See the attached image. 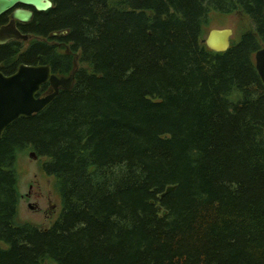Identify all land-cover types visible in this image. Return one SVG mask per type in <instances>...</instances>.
I'll return each instance as SVG.
<instances>
[{
	"label": "trees",
	"instance_id": "obj_1",
	"mask_svg": "<svg viewBox=\"0 0 264 264\" xmlns=\"http://www.w3.org/2000/svg\"><path fill=\"white\" fill-rule=\"evenodd\" d=\"M51 1L33 28L63 35L18 59L74 82L0 139V264H264V0ZM236 12L212 52L210 15ZM31 152L61 203L46 230L17 219Z\"/></svg>",
	"mask_w": 264,
	"mask_h": 264
},
{
	"label": "water",
	"instance_id": "obj_2",
	"mask_svg": "<svg viewBox=\"0 0 264 264\" xmlns=\"http://www.w3.org/2000/svg\"><path fill=\"white\" fill-rule=\"evenodd\" d=\"M17 5L32 6L37 11H48L52 8L50 0H0V15L13 10V20L19 22H29L32 13L22 9H16ZM10 28L0 29V36L6 35L14 39L27 40V36H22L16 31L13 25ZM233 32L229 28L211 29L203 41L206 47L215 53L226 52L231 43ZM5 40H1L0 44ZM255 68L264 87V46L255 54ZM73 72L70 76H59L52 73L50 66H26L20 65L17 71L4 76L0 73V139L5 130L20 118H31L35 114L44 111L59 95L60 90H69L74 82ZM49 83L52 92L43 97L38 93L41 87ZM29 158L36 159V155L31 152ZM173 188H168L170 192Z\"/></svg>",
	"mask_w": 264,
	"mask_h": 264
},
{
	"label": "rangeland",
	"instance_id": "obj_3",
	"mask_svg": "<svg viewBox=\"0 0 264 264\" xmlns=\"http://www.w3.org/2000/svg\"><path fill=\"white\" fill-rule=\"evenodd\" d=\"M246 23L247 20H242L238 12L228 15L213 14L210 15L209 29L229 28L233 32L231 41L235 42L241 35L240 28H244ZM28 155L29 153L20 156L17 165L18 190L21 196L17 219L19 224L46 230L58 218L61 203L53 189V178L40 169L38 157L32 159Z\"/></svg>",
	"mask_w": 264,
	"mask_h": 264
},
{
	"label": "flooded vegetation",
	"instance_id": "obj_4",
	"mask_svg": "<svg viewBox=\"0 0 264 264\" xmlns=\"http://www.w3.org/2000/svg\"><path fill=\"white\" fill-rule=\"evenodd\" d=\"M52 7H53V2H52ZM15 8L16 9H22L24 11H28V12L32 13V16H31V19L29 22L23 23V22H19L17 20H13V23H12V16L11 15H12L13 10L5 12V13L0 15V29L6 28L8 30L10 28L11 23H12V25L16 31H18L22 36H27V40L14 39V38H10L9 36H6V35L0 36L1 40H5L4 43L0 44V50H7L9 52L8 57L0 59V73H2L4 76H10V75L14 74L20 65H26V66H38L39 65V64L38 65L37 64L36 65L26 64V63L20 62L18 59V57L21 54L25 53V50L30 46V44L33 41L37 40L39 42L49 43L48 42L49 38H54V37L57 38V37L63 35V33H58V34L53 33L51 36L46 37V36H43L41 31L35 30L33 28L35 25V21L37 22L39 20L41 23H43L45 21L47 12L49 10L48 11H37L32 6H22V5H17ZM51 71H52V69H51ZM72 73H70L68 76H70ZM54 74H56V73H54ZM57 75H59V74H57ZM59 76H65V75H59ZM44 85H48V91L43 96L48 95L49 93H51L53 91L51 88V85L49 83H46ZM43 96H39V97H43ZM29 208L32 209L33 207L29 204Z\"/></svg>",
	"mask_w": 264,
	"mask_h": 264
}]
</instances>
